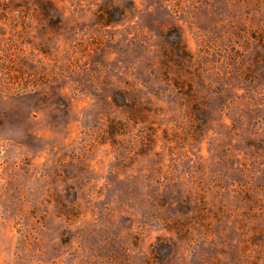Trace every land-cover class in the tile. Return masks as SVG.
Segmentation results:
<instances>
[{"label":"rangeland","instance_id":"obj_1","mask_svg":"<svg viewBox=\"0 0 264 264\" xmlns=\"http://www.w3.org/2000/svg\"><path fill=\"white\" fill-rule=\"evenodd\" d=\"M0 264H264V0H0Z\"/></svg>","mask_w":264,"mask_h":264}]
</instances>
